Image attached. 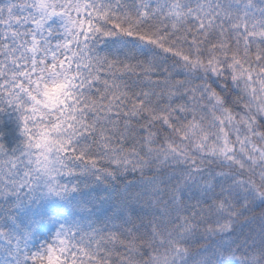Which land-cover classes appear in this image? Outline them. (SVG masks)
Here are the masks:
<instances>
[{"label":"snow or ice","instance_id":"obj_1","mask_svg":"<svg viewBox=\"0 0 264 264\" xmlns=\"http://www.w3.org/2000/svg\"><path fill=\"white\" fill-rule=\"evenodd\" d=\"M0 264H264V0H0Z\"/></svg>","mask_w":264,"mask_h":264}]
</instances>
